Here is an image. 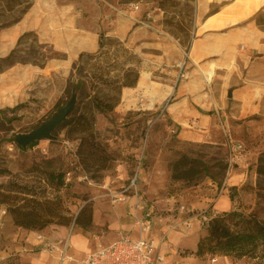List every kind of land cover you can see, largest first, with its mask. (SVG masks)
I'll use <instances>...</instances> for the list:
<instances>
[{
    "label": "rangeland",
    "instance_id": "obj_1",
    "mask_svg": "<svg viewBox=\"0 0 264 264\" xmlns=\"http://www.w3.org/2000/svg\"><path fill=\"white\" fill-rule=\"evenodd\" d=\"M100 31L102 48L81 50ZM262 31L264 0H0V198L50 220L20 228L2 204L0 264H47L50 250L34 245L35 233L101 241L128 195L152 206L165 235L182 234L178 256L194 264L217 257L194 253L208 234L198 203L211 184L226 197L216 215L231 231L249 232V218L264 225ZM80 53L96 56L82 59L72 118L89 115L93 95H114L97 72L110 79L134 67L137 83L122 88L112 112H92L90 133L72 121L52 139L18 148L16 134L50 119L70 97ZM182 156L205 171L190 163L175 170ZM50 172L63 174V186L49 182ZM87 206L96 221L79 229L74 219ZM253 252L227 257L264 264V243Z\"/></svg>",
    "mask_w": 264,
    "mask_h": 264
},
{
    "label": "trees",
    "instance_id": "obj_2",
    "mask_svg": "<svg viewBox=\"0 0 264 264\" xmlns=\"http://www.w3.org/2000/svg\"><path fill=\"white\" fill-rule=\"evenodd\" d=\"M105 38L104 32L100 31L98 33V48L99 50L103 46V39ZM96 55H92L89 53H80L78 55L77 63L73 65L72 73H71V86L75 90H79L83 88L84 80L82 78L84 71V64L82 63V59L84 57H93ZM95 79L97 83H103L105 87L114 93V95L105 94V96L93 95L91 97V105L89 115L82 114L77 118H72V114L76 111V105L69 117L64 120L60 125H68L72 121L77 123H84L85 127L79 130V133H85L92 130L93 126V115L92 112L96 111L102 114H108L113 111L116 105L120 101L121 90L124 87H132L137 83L138 80V71L134 67H127L123 69L121 74L116 75L113 78H104L103 74L97 72L95 74ZM1 112V111H0ZM210 114V112H207ZM75 119V120H74ZM59 125V126H60ZM84 135V134H81ZM82 139V136L80 137ZM84 139V138H83ZM38 142H34L29 144L27 147H33ZM26 147V148H27ZM18 148H20L18 146ZM22 149V148H20ZM24 150V149H22ZM259 162L262 161V157H260ZM190 163L192 169L196 168V164H200L203 167V172L205 171V166L195 159H189L185 156H182L179 160H177L174 164V169L176 170L180 165ZM262 168H258V171L261 172ZM195 173L199 174V170H196ZM175 178H179V176H175ZM48 180L50 183H55L59 186H63V174H54V172H50L48 174ZM3 195L0 193V196ZM6 198V197H5ZM6 205L7 211L13 216L14 224L20 228L26 230H35L36 228L42 227L44 224L49 223L50 220H47L42 213L35 209H27L23 204H10L8 200L4 198H0V206ZM253 222L250 227L251 230L249 232H236L234 233L229 229V227L224 223V220L220 216H215L207 223V236L205 238L200 239L197 242L195 255L202 256L204 254H211L217 256H237L243 257L245 255H252L257 245L264 243V225L256 220H252L249 218V222ZM92 223V209L90 206L83 207L78 215L74 219V225L78 227H88Z\"/></svg>",
    "mask_w": 264,
    "mask_h": 264
},
{
    "label": "crops",
    "instance_id": "obj_3",
    "mask_svg": "<svg viewBox=\"0 0 264 264\" xmlns=\"http://www.w3.org/2000/svg\"><path fill=\"white\" fill-rule=\"evenodd\" d=\"M259 38H264V31L260 32ZM97 40H98V36L97 34H95L90 39V42L88 44L83 45L80 42L79 45L81 47V50L89 51V52L97 50L98 48ZM250 42L253 43V40H251ZM209 72H211L212 75L213 73L212 70H208L204 72L205 82H207L205 76ZM191 115L196 119L197 117H199L198 112H192ZM209 117L210 114H206V115L204 114L201 116V118H199V120L201 119L200 121H203L205 123L208 119H210ZM205 191H207L205 193L206 197H203L204 198L203 200H207V201H201L198 203V207L200 210L202 209L206 210L209 208L208 212H220L224 210L225 207H227L228 204L226 201V197L224 195L217 194L218 188L216 187V185L211 184V187L207 188V190ZM118 205L119 206L116 208L117 209L116 211L120 213L119 216L120 218H117V220H114L112 222V224L110 225L111 229L102 237L101 241L99 240L97 242L95 239L92 238L90 240L84 239L80 232L72 233V231L70 234L63 236L62 238H50L49 241L53 242L58 247H62L65 241H67L68 243L66 256H68L69 259L64 258L63 260H61L60 264H80V260L83 258V256L87 252L95 249L98 243L107 245L123 235H127L133 239H137L139 237L152 238L156 242L157 247L159 248V252L164 256L165 264H194L193 262L190 263V260H192L191 257L178 256L176 247H180L179 243L181 238L183 237L182 234L178 231H173L165 235L164 231H162L155 222L154 210L152 206H150L146 202H141L137 200L136 197L131 195L130 196L128 195L124 201H119ZM125 208L126 210H128L129 213V215H127L126 213L127 216L122 214ZM149 211H151V215L147 216V213H149ZM95 218L96 217L94 215V218H92L91 225L96 221ZM135 218L139 219L143 225L149 223L150 228L145 231H142L141 225L135 223L136 222L134 220ZM86 228L87 227H79V229H86ZM162 236H164L163 240H161ZM34 245L38 246L39 242L36 241ZM60 255H61L60 251L50 250L49 251L50 258L47 264H58ZM209 264L211 263L209 262ZM212 264H244V261L243 259L232 260L227 256H217L216 262Z\"/></svg>",
    "mask_w": 264,
    "mask_h": 264
},
{
    "label": "built area",
    "instance_id": "obj_4",
    "mask_svg": "<svg viewBox=\"0 0 264 264\" xmlns=\"http://www.w3.org/2000/svg\"><path fill=\"white\" fill-rule=\"evenodd\" d=\"M238 149H240V146ZM135 182L136 177L131 180L128 188L135 186ZM3 213L4 210H1L0 217ZM150 215L151 211L147 213V216ZM215 216L216 212H208V210H203L201 212V220L203 223H208L209 220ZM136 224L141 225L142 231L150 228L149 223L143 225L139 219H136ZM186 227L189 228L190 224L187 223ZM35 238L40 243L43 250H55L61 252L58 264H60L61 260L64 258L69 259V257L66 256L67 241L63 243L62 247H58L53 242L46 240L39 233H35ZM163 239L164 236H162L161 240ZM211 262L215 263L216 257L212 258ZM80 264H165V259L159 252V248L152 238L139 237L133 239L127 235H123L107 245L98 243L95 249L87 252L83 256L80 260Z\"/></svg>",
    "mask_w": 264,
    "mask_h": 264
},
{
    "label": "water",
    "instance_id": "obj_5",
    "mask_svg": "<svg viewBox=\"0 0 264 264\" xmlns=\"http://www.w3.org/2000/svg\"><path fill=\"white\" fill-rule=\"evenodd\" d=\"M228 97H230V92H228ZM75 103L76 92L73 88L68 100L52 115L50 119L40 123L37 127L28 132L16 134L14 138L16 145L25 149L29 144L37 142L41 139H52L53 132L64 120L67 119L73 110Z\"/></svg>",
    "mask_w": 264,
    "mask_h": 264
}]
</instances>
